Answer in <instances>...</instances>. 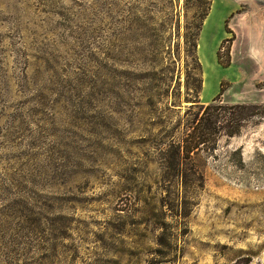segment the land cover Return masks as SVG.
I'll use <instances>...</instances> for the list:
<instances>
[{
    "label": "rangeland",
    "instance_id": "rangeland-1",
    "mask_svg": "<svg viewBox=\"0 0 264 264\" xmlns=\"http://www.w3.org/2000/svg\"><path fill=\"white\" fill-rule=\"evenodd\" d=\"M204 6L0 0V264H264V0Z\"/></svg>",
    "mask_w": 264,
    "mask_h": 264
},
{
    "label": "trees",
    "instance_id": "trees-1",
    "mask_svg": "<svg viewBox=\"0 0 264 264\" xmlns=\"http://www.w3.org/2000/svg\"><path fill=\"white\" fill-rule=\"evenodd\" d=\"M211 0H204V11L199 18L195 26L196 32L200 30L201 24L205 20L208 15V11L210 9ZM197 33L194 35V47L196 48L195 38ZM196 62L199 66V72L201 74V66L197 56H195ZM201 85L202 80L201 77L197 79V86L195 88V94L199 95L201 92ZM251 106L247 105H236L232 106L231 109H239L241 111L248 110ZM210 107L208 106L205 109V112L201 115L197 122H191L185 126V130L183 131L182 135L170 143L169 148L172 149L173 158L176 160L175 166L179 169L178 174L181 175V166L183 164V160H190L192 155L195 154L197 151L200 150V147L204 146L209 139L210 135H214L217 133V129L215 128V124L213 119V114L208 115L206 110ZM239 123V122H238ZM240 125L236 124V126L232 130L227 129L228 136H234L238 133Z\"/></svg>",
    "mask_w": 264,
    "mask_h": 264
}]
</instances>
